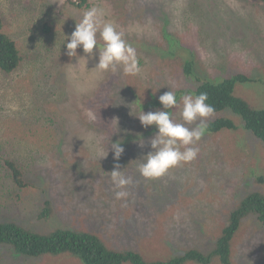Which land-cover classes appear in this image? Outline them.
<instances>
[{
	"label": "rangeland",
	"instance_id": "1",
	"mask_svg": "<svg viewBox=\"0 0 264 264\" xmlns=\"http://www.w3.org/2000/svg\"><path fill=\"white\" fill-rule=\"evenodd\" d=\"M18 1H21V4L26 2L27 6L35 5L32 8H37L36 16L26 17L23 6L13 14L12 18H5L3 22L7 23V30L20 47L26 52L28 50V59H35V65L22 63L19 71L14 73H5L0 70V105L2 106L0 109V156L5 160L27 161L29 167L35 171L32 176L34 175L35 183L40 188L30 189V205L24 202L28 196L26 190L25 199L21 203L16 205V202H4L2 206L4 188L0 186V220L25 219L27 224L38 229L41 234H48L57 229L94 231L109 248L119 247L127 250L130 248L153 261L167 262L194 247L203 252L211 251L222 230L229 224L232 213L239 207V203L246 198L247 193L257 192L254 189H258V186L254 185L253 180L264 176V142L248 131L241 118L230 109L215 113L208 123L219 119H229L234 122L235 128L215 137L206 135V144L214 146L212 159L207 155L202 157L198 155L192 163L183 164L168 173L169 176L174 177V180L177 178L183 184L176 189L178 193H181L178 200H185L186 196L191 197L190 195L192 197L187 199L185 207L174 208L175 210L168 216L160 218L157 223L149 221L148 211L145 212L141 208L143 205L148 206L143 190L128 189L130 196L127 201L116 200L110 176L107 175V182L103 177L95 175L94 156L105 147L99 146L97 141L90 138L91 135L86 132L77 118L86 112V97L92 95L90 98L92 102L97 91L101 89L103 102L106 101L111 110L107 116V123H111L112 131V135L107 137L109 144L121 141L122 146L129 145L138 170L139 160L151 152L150 140L157 129L155 126L145 128L136 116L142 110L145 113L165 110L162 106L154 105L155 102H159V96L169 90L175 93L185 91L183 89L190 87L189 82L179 69L171 70L168 67L158 69L162 76L159 82L158 70H153L152 74V71L149 72L147 68V63L141 67L142 72L138 76H125L122 70L116 73L95 70L93 78L88 76L85 80L83 79V84L91 83L92 86L87 88L85 85L82 93L77 88L78 82H76L79 94L71 97L69 102L75 107L67 108L64 104L65 108L63 109L61 105V112H57V109H54L53 100L48 95L53 96L55 102L63 101L64 98L61 97L64 92L67 96L71 92L73 77L67 85L68 81H65L57 72V76H50L53 79V85H47L43 80L45 72L44 66H41L43 61L37 59L36 53L41 50H52L48 55L50 59L56 53L57 59H51L47 65V68L55 71L56 64L64 52L63 44L66 37H71L83 10L75 8L68 3V0H10L12 4ZM75 1L78 3V0ZM159 2L160 5L155 8L159 12L156 18L159 27H164L166 18L171 20L172 25L180 23L181 33L176 38L180 44L179 38H181L184 46L181 50L177 41V59L180 63L190 58L199 60L198 56L200 57L202 47L198 44L200 41L218 45L216 50L203 52L204 61L210 69H207L206 64H201L200 69L208 71L214 80L220 79L228 69L233 70L229 71V78L238 73H246L252 82L237 84L234 95L246 100L254 108L263 109L264 2H261L262 6L256 10L254 4L257 0H242L239 6L233 8L231 15L237 16L233 21L230 18L220 17L221 20L217 21L218 26L226 20L237 24L229 28L226 33L219 35L221 36L220 44L218 36L209 29L210 21L207 20L202 25L197 24L203 19L200 13L208 10L207 5L211 3L210 0L194 2L159 0ZM148 3L150 2L147 0H89V7L100 5L109 9L111 13L109 19L115 21L125 33L132 29L131 32L133 31L134 34L151 31L159 32V36L163 37L165 31L153 27L152 30L148 26V17L150 18L152 13L145 9ZM38 8L44 11L38 13ZM119 16L122 20L118 19ZM51 19L53 21L50 23V28H44L43 23H49ZM40 20L42 23H39ZM191 20H193L192 23H190ZM35 25L37 27L34 32L27 31ZM247 27L252 28L247 42L250 44L251 51L245 46V41H241L251 29ZM219 28L221 29L222 26ZM43 31H51V33L44 34ZM51 35L52 38L49 39ZM163 49L164 45L157 39L150 52H162ZM78 50L83 52L82 47ZM141 51L146 50L141 49ZM87 59L88 66L94 70L99 60L98 48L94 49V58ZM152 61L153 57L150 56L147 62ZM224 61L226 67H221ZM83 63L84 60H80L79 63L77 59L75 69L83 66ZM171 63L175 64V62ZM85 73L84 69L82 74ZM25 75L26 77L23 78ZM118 79H124V87L115 85ZM145 81L146 83L155 82L148 87L142 85ZM125 87L129 88L127 93L124 91ZM43 94H46L44 99L41 98ZM179 98L180 96L177 95L178 100ZM41 99L49 102L48 106L42 107L49 116L48 119L51 120L48 124L49 131L44 128L46 123L39 114L44 104ZM139 100L144 109L141 108ZM9 104H16L18 110L9 114L7 108ZM25 108L29 110L24 111ZM128 108L132 111L129 114L131 118L127 113ZM67 114L68 117L65 116ZM127 118L131 123H128ZM176 119L180 121L178 115ZM21 121H25L26 126L23 127ZM91 121L89 117V122ZM83 123L85 124V119ZM151 130H155V133L147 135L146 131ZM30 131H33L32 135L29 134ZM42 133L45 134L46 139L41 136ZM139 141L143 142V146ZM44 142V148H39L38 146ZM202 150L208 154L206 149ZM99 153L101 158L105 157L104 151ZM209 159L210 171L201 170L197 173L195 164L205 165ZM105 161L106 159L103 163ZM181 176H185L191 184L186 185ZM162 183L164 184L163 180L158 185ZM41 196L47 197L52 203L53 214L47 218L39 216V211L43 207V201H38ZM35 202L37 205L33 208ZM158 214L159 212L156 215ZM186 214L190 221H187ZM195 217L198 219L196 222ZM244 222L245 227L249 228V224ZM261 237L264 241V236ZM259 238L257 237V240ZM257 240H254L257 252L251 253L249 255L251 258L261 256L260 242ZM248 244L245 234L241 233L236 237L233 264L247 263L245 249ZM252 246L255 247L253 243ZM7 258L12 259L11 255ZM55 260L57 264H84L70 254L57 256L53 259ZM26 261L30 259L23 258L17 264H27ZM2 262L14 264L4 259Z\"/></svg>",
	"mask_w": 264,
	"mask_h": 264
},
{
	"label": "trees",
	"instance_id": "2",
	"mask_svg": "<svg viewBox=\"0 0 264 264\" xmlns=\"http://www.w3.org/2000/svg\"><path fill=\"white\" fill-rule=\"evenodd\" d=\"M68 1L69 4L79 10H84V8L90 6L89 0H78L77 4L73 3L72 0ZM147 1H149L150 3L146 5L145 9H147V11H152L151 17H148V26L165 32L163 37H161L159 36V32L152 33L150 31L146 33L141 32L134 34L133 31L131 32L132 29L126 31L125 35L128 42L131 45L133 42V47L136 49L140 67L145 66V64L147 63V68L149 69V72L152 71V74L153 70H158L159 68L163 67H168L171 70L179 69V72H183L182 74L184 78L189 82L190 87H188L187 89H183L185 91L176 93L177 95L181 96V94L185 93H193L195 95H199L202 92H207L209 96L208 102L214 106L215 113L230 109L241 118L248 131H250L256 138L264 142V108H254L246 100L234 95L236 85L250 83L252 82L251 78L248 77L246 73H238L229 78L228 73L229 71L233 70L228 69L227 73L224 72V75L220 79L214 80V78L209 75L208 71H203L202 69H200L201 64H206L203 58V52L207 50H216L218 48V45H211L208 41H200L198 43L203 47L200 48V57L198 56V61L195 58H190L182 60V62L180 63V60L177 59L178 46H176L179 43L176 38H178V35L181 33V28L179 27L180 23L172 25L171 20L169 18H166L164 27L160 28L156 19L159 12L155 10V8L160 5V2L159 0ZM194 1L195 0H189V2ZM210 1L211 3H208L207 5L208 10H206V12L200 13V16L203 17L202 21L197 24L202 25L205 24L207 20L210 21L211 24L209 26V29L216 36H218L220 44L221 36L219 35L224 32L226 33L229 28L237 26V24L230 23L226 20L223 23L221 22L219 26H222V28L220 29L217 21L221 20L220 17L222 16L225 18H230L231 21H233L235 17H237L234 14L231 15L232 11H234L233 8L239 6L242 0ZM261 2L263 3L264 0H257V2L254 4L256 10L259 9L260 6H262ZM25 3L21 4V1H18L12 4L10 0H0V70L5 73H14L19 71L22 63H28L32 66L35 65V59H28V50L26 52L24 48L20 47L12 34L7 30V23L3 22L5 18H12L13 14L16 13L18 9L23 8V6L26 17L29 16V18H32L33 16H36L37 8H32L35 5L31 4L29 5V7L25 5ZM43 11V9L38 8V13ZM248 14L250 15V13ZM29 18L27 19L30 21ZM118 19L122 20L120 16L118 17ZM52 21L53 20L51 19L49 20V23H43L44 28H50V23ZM192 21L193 20H191L190 23H192ZM39 23H42V21L40 20ZM36 27L37 25L28 28L27 31L34 32ZM247 28L249 29L251 27ZM251 31L252 28L247 31L248 33L241 40L245 41V46L248 50L250 44H248L247 42L250 38ZM44 32L46 34L48 32L49 34L51 33V31ZM146 34L151 35L147 36ZM51 38L52 35L49 37V39ZM157 39L160 40L164 45V49L162 50V52L154 51V53H151L150 49L154 47ZM226 39L228 41H231L228 38ZM179 40L181 41V44L179 43V48L182 50L184 49L183 40L181 38H179ZM141 49H145L147 52H142ZM49 51L52 50H41L36 53L37 59L39 61H43V63H41V66H44L43 71L45 72L43 80L45 81V83L47 85H53V79L51 77L57 76V72L60 73V76L65 81H68L67 85L69 84L70 78L73 77L72 85L70 87L71 92L68 96L66 95V92H64V95L61 97L64 98L63 101H56V103L54 101V97L48 95L51 100H53L52 102L54 103V109H57V112H61V105L63 109L65 108L64 104H66L67 108L75 107L69 104L70 98L73 96H78L79 93H77V88H79L80 93H82V89H84L83 87L85 85L87 88L92 86L91 83L83 84L82 81H84L85 78H88V76L93 78V72L95 70H93L92 68L90 69V67L88 66V59L87 62L84 60L83 66L80 67L77 65L78 68L75 69L76 67L74 65L77 62L78 58H72L66 54L67 49L65 44L62 58L57 62L55 71H53L50 68H47V65L51 59H57V56L55 53L50 59V57L48 56ZM77 53L78 57H85V53L79 51L78 49ZM150 56L153 57V61L151 63H148L147 61L149 60ZM171 62H175V64H172ZM206 67L207 69H210V66L208 67L207 64ZM221 67H226L225 61L223 62ZM84 69L86 70V73L82 74V71H84ZM25 77L26 75L23 78ZM161 78V73L158 70V80ZM160 81L161 80H159V82ZM76 82H78V85ZM124 82V79H118L115 85L122 88L124 87ZM153 82L151 81L149 83H146L145 81V84L142 85L150 87L152 84H154ZM128 90V87L124 88V91L126 93L128 92ZM100 91L101 89L97 91V95H95L94 99H92V102H90V98L92 97V95L86 97L87 104L85 109L87 113L83 112V114L77 118V121L79 123H82V125L85 127L86 132L91 135L90 138L97 141L99 146L105 147L101 151H104L105 157L108 151L107 157L102 158V160L101 157L97 154L100 151L95 154L93 161L95 165V175L97 177H103L108 182L107 175H109L118 164L120 166L119 170L125 171V174L131 176L134 180V184L129 187V190H143L148 206L146 207L145 205H143L141 206V208L145 212L148 211L147 215L149 214V221H152L154 223H157L160 218L168 216L173 210L179 209V207H185L187 199L191 198L192 195H190L191 197L186 196L185 200H178L179 196H181V193H178L176 189L179 186L181 187L183 184L177 178L174 180L173 176L171 177L167 174L159 179H155L154 182V180H148L141 177L135 167V160L132 153L133 151L129 149V145L122 146L124 148V153L119 160H116L114 158V152L112 151L109 140L107 139L108 136L112 135L111 123H107V116L111 113V110L109 109V105L106 104V101L103 102L102 93ZM45 95L46 94H43L41 98L44 99ZM42 99L41 101H43L44 104L41 106L39 114L41 115V117H43V120L46 123L44 128L49 131L48 124L51 123V120L48 119L49 116L46 115L42 108L43 106H48L49 102ZM140 101L141 100H139V103ZM89 104L90 107H88ZM154 105L163 107L160 102H155ZM147 106H150L153 109H157L152 105ZM141 108L144 109L145 107L141 105ZM0 109H2L1 105ZM28 110V108H25L24 111ZM131 112V108H128V115L131 114ZM65 116L68 117V114ZM89 117L92 120L91 123L89 122ZM84 119L85 124L83 123ZM127 121L128 123H131L128 118ZM21 124L23 125V127L26 126L25 121H21ZM234 128L235 125L232 120L219 119L215 122L208 123V130L205 135H211L215 137L216 135L223 134L225 131L232 130ZM30 130L32 129L30 128ZM153 131L155 130H151L150 132L146 131V134L153 135ZM32 132L33 131H30L29 134L32 135ZM41 136L45 138L44 133H42ZM134 136L137 137V135ZM205 139L206 136L201 139V141L197 144L198 146L196 145L199 148L198 155L200 157L207 155L208 157H210V159H212L214 146L213 144H211V146H208ZM44 146L45 142L38 147L43 149ZM149 148L152 152L153 149L151 148V146H149ZM202 149H206L208 151V154ZM104 159H106V161L103 163ZM210 159L206 162L205 165H200L202 171H210ZM27 163V161L19 162L15 161L14 159L5 160L0 156V186H3L4 188V192L2 195V206L4 205V202H16V205L18 203H21L25 199L24 194L26 190L28 191V196L24 202L27 203V205H30V189L40 188V186H37L35 183L34 175L32 176V173L34 174L35 172L34 169L32 167H29ZM181 177L183 179V182L187 183L186 185L191 184L185 179V176ZM162 180L164 181V184L162 183V185H158L160 182H162ZM253 183L256 187L258 186V189H254L257 192L247 193L246 198L239 203V207L232 213L230 222L222 230L215 247L208 252H203L194 247L193 249L188 250L185 254L173 258L167 262L153 261L152 259L144 258V256L140 254L139 251L131 250L130 248L129 250L124 248L120 249L119 247H115L113 249L109 248L100 237V235L94 231L78 232L76 230L57 229L48 234H41L38 229L32 227L30 224H27V221H25V219L10 218V220H0V264H7L2 262L3 259L17 264L18 262L22 261L23 258L30 259V261H26L27 264H57V261H53V259L63 254H70L71 256L80 259L84 264H233V253L235 247L234 242L236 237L241 233L245 234L247 236V240L249 241V244L245 249L247 251L246 257H248L246 264H248L249 262L250 264H264V241L261 237L264 236V176L257 177L256 180H253ZM38 201H43V207L39 211L40 217L42 216L47 218L53 214L52 203L47 197L41 196ZM36 205L37 202L33 204V208ZM157 212H159L158 215H156ZM185 216L187 221H190L188 215L186 214ZM197 220L198 219L195 217V222ZM244 221L249 224V228L245 227L246 223ZM243 229H245L244 232ZM134 230L136 231L135 227ZM136 237L139 238L138 234H136ZM257 237L260 238L257 240ZM254 240L260 242L259 248L261 250V256L259 257V255H257V257L254 256L253 258H251L249 255L253 252H257V245ZM251 242L255 246L254 248ZM8 255H11L12 259L7 258Z\"/></svg>",
	"mask_w": 264,
	"mask_h": 264
},
{
	"label": "clouds",
	"instance_id": "3",
	"mask_svg": "<svg viewBox=\"0 0 264 264\" xmlns=\"http://www.w3.org/2000/svg\"><path fill=\"white\" fill-rule=\"evenodd\" d=\"M72 2L77 4L75 0ZM110 14L109 9L100 5L84 9L74 32L70 38L66 37L63 44H66V54L78 58L79 63L80 60L87 62V58H94V49L98 48L99 60L94 70L113 73L122 70L125 76H138L142 68L136 49L128 42L125 31L109 19ZM43 33L46 34L44 31ZM80 47L85 53L83 58L78 57L77 49ZM208 101L207 92L199 95L185 93L178 100L176 93L170 90L159 96V102L165 110L147 113L142 110L136 116L145 128L155 126L157 129L156 133L153 131L155 134L150 140L153 151L139 160L138 172L141 177L148 180L159 179L197 158L199 148L196 145L206 136L208 121L215 114L214 106ZM7 108L9 114L18 110L16 104H9ZM177 115L180 121L176 119ZM140 143L143 146V142ZM110 145L114 158L119 160L124 153L121 141ZM195 167L197 173L201 171L200 165L195 164ZM119 168L117 164L109 174L114 197L116 200L127 201L130 196L128 189L134 184V180Z\"/></svg>",
	"mask_w": 264,
	"mask_h": 264
},
{
	"label": "flooded vegetation",
	"instance_id": "4",
	"mask_svg": "<svg viewBox=\"0 0 264 264\" xmlns=\"http://www.w3.org/2000/svg\"><path fill=\"white\" fill-rule=\"evenodd\" d=\"M135 130V129H134Z\"/></svg>",
	"mask_w": 264,
	"mask_h": 264
}]
</instances>
